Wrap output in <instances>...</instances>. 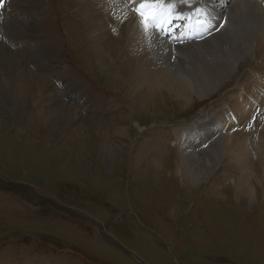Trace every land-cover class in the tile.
<instances>
[{
  "label": "rangeland",
  "instance_id": "obj_1",
  "mask_svg": "<svg viewBox=\"0 0 264 264\" xmlns=\"http://www.w3.org/2000/svg\"><path fill=\"white\" fill-rule=\"evenodd\" d=\"M11 1L0 8V29L7 22H26L24 36L39 48L29 54L23 35H14L6 46L0 32V50L13 51L34 77L27 80L29 88L37 83L40 89L34 98V89L29 96L25 87L7 94L0 74V264H264V185L261 189L251 178V194L238 193L239 169L231 155L197 173L201 169L190 164L192 158L183 163L175 136L190 129L184 148L199 153L225 131H244L243 118L226 130L216 118L248 91L254 76L264 78V29L255 36L254 21L236 10L243 1L236 0L227 16L221 12L210 36L233 31L240 37L250 27L253 50L230 60L232 70L239 58L235 70L226 73L232 75L229 81L217 85L214 79V91L209 87L188 101L163 88L147 98L142 75L126 66L133 67L144 43L155 54L161 41L158 53L172 54V70L197 76L196 68L210 53L195 59L194 52L173 48L198 38L183 41L181 30L172 29L177 33L172 45L169 36L161 39L154 30L138 33L132 24L114 23L108 12L91 5L93 0H26L19 6ZM121 1L130 7L136 0ZM252 2L264 15V0ZM187 4L193 3L177 0L175 11L192 9ZM95 25L119 39L128 55L96 49L89 37ZM139 34H144L142 41L136 40ZM46 44L53 55L37 60ZM154 63L155 71L161 68ZM263 114L253 121L258 125L245 142L259 180L264 176ZM206 126L216 127L214 139Z\"/></svg>",
  "mask_w": 264,
  "mask_h": 264
},
{
  "label": "bare ground",
  "instance_id": "obj_2",
  "mask_svg": "<svg viewBox=\"0 0 264 264\" xmlns=\"http://www.w3.org/2000/svg\"><path fill=\"white\" fill-rule=\"evenodd\" d=\"M24 1H26V0H12L11 2L13 3V5L19 6V5L25 4ZM93 1L94 2L91 3V5L94 7H99L102 11L108 12L112 16L114 23H116V24H128V25L132 24V27L138 33L144 28L143 25L141 24L140 16H137L136 14H134L137 12L134 10V8L139 7V4L141 3L140 1L136 0V1H138V3H135L136 1L132 2L130 7H128V6L125 7L122 4L121 0H103L104 5L101 4L98 0H93ZM235 1L236 0H223V2L220 5L219 4L212 5V7H213L212 9L214 12H217L219 10V12H217L218 14H216L217 18L221 15V12L223 14L226 12V16H227V13H231L232 8H234V6L236 4H239V3L235 4L234 3ZM242 1H241L243 3L242 5L245 8H243L242 5H239L240 10L238 8H236V10L240 15L242 14L243 16H246L248 21H250V20L254 21V23L257 27L256 28L257 33L255 36H257L258 33H261L262 30L264 29V15L261 14V12L259 10H257L258 6L256 4H258V3L252 2L254 0H252V1L251 0H242ZM163 2L165 3V0H163ZM227 2H229V4L226 7L222 6V4H226ZM198 3H204V5L207 6V3H205L204 0H193V4H191V5L187 4V6L189 8H193ZM81 7L85 11H87V8H88L87 12H90L89 7L84 6V5H81ZM215 7H217V8L215 9ZM241 7L244 9V11L241 10ZM12 10H14V9H12ZM213 11L210 10L208 12V19H210L209 22H212L214 20L215 14H213V16H210L213 13ZM22 13H23V10H21V9H18L16 12L17 15H21ZM197 17L194 18L195 21L191 24L186 19H182L179 22H176L175 20H171V22L166 24L162 30L158 27H149L147 29L148 31L149 30L156 31L161 39H164V37L169 36L167 41L169 44L171 43L172 45H174V43L171 41L170 38L177 34V33H174V31L175 30H177V31L181 30L180 34L181 33L182 34L178 36V38H180L181 40L186 41V40L193 38V37L198 38V40H197V42L191 41V43H188V42L185 44L182 43V45H179L177 43L174 46L175 48H173V49L178 50L179 52L182 51L185 53H193L194 52L195 57H193V58H195V59L204 57L207 55V53H210V57L212 58V60L209 59L210 57L206 58V60H204V65H201L198 69L196 68V70L198 72H200L201 74H199L197 76H193L192 74L189 73L190 71L188 72L187 69H186L187 73L185 72V70L180 71V69L179 70L178 69H176V70L171 69L172 67H174L173 63H171V60H170L172 54L171 55L169 54V56H160L158 53L159 51H163V47H162L163 44L161 41H160V44H162V45L159 44V46L156 47L157 53H155V54H151L149 47L146 45V43H144L143 46L141 47V49L136 50V54L133 58V67H132L131 63H127L126 68H127V70H130L133 73L142 75L143 80H142V82H140V84H142L143 87L146 89V91L144 90L145 91L144 93L149 95V96H147V98L148 97L151 98L153 96L151 93L154 90L163 88L167 92L174 93V95L177 97H180V99H182L184 101H188L192 98L193 95L195 96L197 94H202V92L209 89V87L212 89V87L215 86L213 84L216 82V81H214V79H219L217 85H220V84L222 85L223 83L225 84V82L229 81V79L232 78V75L227 77L226 73L228 71H234L235 70L236 62L239 61V58H237V61L234 63L232 70H231L232 65H229V63H232V62H230V60L235 61L237 55H243L244 56L245 54H248L249 50H251V51L253 50V48L255 46L254 41L251 40V42H249L250 35L252 34L250 27H248L249 29L247 31H243V34L240 37L235 36V35L233 36V31L232 32L231 31H228V32L224 31L222 33H219L215 36L210 37L209 39L211 41L207 42L209 39L202 41V39H199L200 37H198V36H200V33L204 29V25L200 22L203 20L197 19ZM232 20H233V18H230L227 21V27L230 25V22H232ZM24 23H26V22H22V23H19L17 21L16 22H14V21L7 22L0 29L1 30L0 32H2L4 34L3 38H6V42H5L6 46H8L10 44L11 39L14 35H19V36L23 35V39L25 41V44L28 46V53L29 54L36 53V51L39 47L37 45H35L34 47H31L30 41H28V39L24 36L25 30L22 29V26L24 25ZM182 23L184 25L186 24V26L183 27V31L180 27V25ZM174 25H176V27H174ZM235 26H237V25H235ZM235 26H232V27H235ZM172 29H174V31H172ZM192 29L197 30V31L194 33V31H191ZM236 30L237 29H235L234 31H236ZM100 31H101V28L98 27V25H95V27L92 30L91 36H89L93 39V44H94V47L96 49H100V48L101 49H107V48L109 49V48H111V50H115L119 54L124 53L123 56L128 55V53L127 54L125 53L128 50L120 47V40L119 39L111 38L105 32V30H104V33L100 32ZM240 32H242V31H240V30L236 31V33H240ZM244 32H245V34H244ZM224 34H227L228 37L223 36ZM143 37H144V34H139L137 36L136 40L142 41ZM175 38H174V40H175ZM262 40H264V33L262 34ZM209 44H212L213 46L217 47L219 49V52H216V53L212 52L211 50L213 49V46H210ZM47 46L48 45L46 44V47H44L45 48L44 53L39 55L38 57H36L37 60L38 59L40 60V58L44 59L47 57H51L53 55L52 45L49 46V48ZM4 48H5V50H0V53H1V56H0V74L3 75V78H2L3 82H5V84L7 86V87H5L6 93L12 94L17 89L25 87L26 89L24 88V91L27 92V95H29V96L34 89V95H33V98H34L36 96V92L38 91V93H39L40 87L38 86L37 83H34L33 87L29 88V86H28L29 82H27V80L28 81H29V79L33 80L34 77L33 78L29 77L27 75L28 70L27 71L25 70L24 66L22 65L23 63L21 64V62L17 61L15 58H13L14 57L12 55L13 51L9 50L7 47H4ZM261 48L264 51V46ZM30 50H32V51H30ZM214 50H215V48H214ZM120 51H121V53H120ZM219 53L221 54V56H219L220 58L218 59ZM176 54H178V53H176ZM176 54H173V55H176ZM167 58H169V59L165 61V59H167ZM225 58L229 61V62H227L228 63L227 65L224 63ZM155 61L161 63V68H158L157 71L154 70V64H155L154 62ZM220 63H223V64H220ZM223 65L226 67L224 69V71L220 67ZM150 68H152V69H150ZM185 76H187L188 78H186ZM24 77H25V81L27 82V84L23 80ZM259 78H260V75L254 76V78L249 81L248 91H241L240 97L239 98L235 97L236 99H235L234 105L227 107V108H224L223 112L220 115L216 116V118H219L221 120L220 124H218V125H224L223 126L224 130H226L225 127L228 124H231V123L235 124L236 119L243 118L244 125L242 126V128L244 129V131H242L240 128H239L240 129L239 131H236V129H234L233 132H226L225 131V133H223L224 136L219 135L220 137L218 140H216L213 144H210V146L208 144L209 148L206 151L199 152V153H196L198 151H195V150H186V149H189V147L184 148V146L186 145V142H187L186 139H190L192 137V136L191 137H185V135L190 134L189 133V131H191L190 129L189 130H178L177 135L175 134L176 140L180 146L178 148L179 152L182 153L181 157L183 159V163L185 161H187L189 163L190 159L192 158V160H191L192 163H190V164H193L194 168L201 169L200 171H197V173H201L203 171H204V173H206L209 168L214 166L215 161L217 159L220 160L226 156L228 157L231 155L232 162H234L239 169V175H238V179L236 182L237 184L235 183L234 186L237 189L238 193H240L241 195H242V193H246L248 195L251 194L248 190V189H250L248 186L249 185L248 183H250L249 180H251V178H254V184L256 185V183H257L261 189H263V185H264V176H261V178H260L262 181L257 178L258 176H256V178L254 176L255 173L253 172L254 170L251 169V166H250L251 163L249 161L250 156H249V152H248V144L247 145L245 144V142H248V139H249L248 137L252 136L251 132H253L252 130H253L254 126L258 125V123L253 124L252 122L254 120H256L259 116L262 117V114L264 113V85H262L264 78L263 79L262 78L259 79ZM225 79H227V80L225 82H223ZM251 82H253V83H251ZM71 84L73 86H75V83L73 81H71ZM137 84L139 85V83H137ZM263 84H264V82H263ZM140 88H142L141 85H140ZM35 89H36V91H35ZM212 90L214 91L215 89H212ZM213 91L209 92V93H213ZM235 92L238 93L239 88H237ZM141 98H142V96H141ZM70 114H72V113H70ZM262 123H263V121H262ZM205 130L210 133L209 139H214L216 127H213L210 129L208 126H206ZM249 130H251V131H249ZM249 145H250V143H249ZM206 146H207V143H206ZM202 147H204V146H202ZM260 147H258V152L260 150H262V149H259ZM204 148H206V147H204ZM219 155L221 156V158H219ZM179 165H180V163H179ZM188 174L190 175V173H188ZM193 175H195V174H193ZM204 175H206V174H204ZM181 176H184V175H181ZM200 179H202V178H200Z\"/></svg>",
  "mask_w": 264,
  "mask_h": 264
},
{
  "label": "snow or ice",
  "instance_id": "obj_3",
  "mask_svg": "<svg viewBox=\"0 0 264 264\" xmlns=\"http://www.w3.org/2000/svg\"><path fill=\"white\" fill-rule=\"evenodd\" d=\"M5 0H0V8L4 6ZM177 0L165 4L163 0H141L138 8H134L141 18L144 29L158 27L161 30L176 16Z\"/></svg>",
  "mask_w": 264,
  "mask_h": 264
},
{
  "label": "clouds",
  "instance_id": "obj_4",
  "mask_svg": "<svg viewBox=\"0 0 264 264\" xmlns=\"http://www.w3.org/2000/svg\"><path fill=\"white\" fill-rule=\"evenodd\" d=\"M210 37H211V36H210ZM210 37H209V38H210ZM253 124H255V123H253Z\"/></svg>",
  "mask_w": 264,
  "mask_h": 264
}]
</instances>
